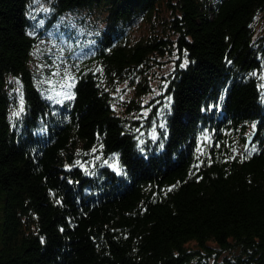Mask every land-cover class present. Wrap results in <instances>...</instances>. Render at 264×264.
<instances>
[{
	"label": "trees",
	"instance_id": "1",
	"mask_svg": "<svg viewBox=\"0 0 264 264\" xmlns=\"http://www.w3.org/2000/svg\"><path fill=\"white\" fill-rule=\"evenodd\" d=\"M38 1L0 0V264H264V0Z\"/></svg>",
	"mask_w": 264,
	"mask_h": 264
},
{
	"label": "rangeland",
	"instance_id": "2",
	"mask_svg": "<svg viewBox=\"0 0 264 264\" xmlns=\"http://www.w3.org/2000/svg\"><path fill=\"white\" fill-rule=\"evenodd\" d=\"M44 4V0H41L40 2L38 1V8L45 7L46 5ZM38 8H36V10ZM63 19L67 20V24L70 25V28L73 27L77 30V33L79 34L78 37L82 36L85 33L87 34V36L95 35L97 33V30L102 29L104 26V23L100 17L96 15H89L84 11L66 13L63 15V18H61V20ZM136 33L138 34V30L136 31ZM52 39V37L49 38L48 44H50ZM48 44H43L36 54L38 62H40V64L42 60L44 61V59H42L43 54H40V51L44 49L45 51L49 52L50 50ZM60 54L61 50H56L54 52L51 63L52 67L49 68L51 73L49 76H47L45 71L43 72V67L39 63L36 62L35 65L37 67V71L39 72L40 82L44 86V93L47 97H50L52 99H61L67 97L71 82L70 79H67V76H69L70 74H66L67 76L63 74L68 71V68H62L59 66ZM45 66L49 67V64H45ZM59 70L61 71L62 75H59L58 78L55 73H59ZM10 80L16 85V87L19 86L17 78L10 77Z\"/></svg>",
	"mask_w": 264,
	"mask_h": 264
},
{
	"label": "water",
	"instance_id": "3",
	"mask_svg": "<svg viewBox=\"0 0 264 264\" xmlns=\"http://www.w3.org/2000/svg\"><path fill=\"white\" fill-rule=\"evenodd\" d=\"M251 140V137L248 139V141Z\"/></svg>",
	"mask_w": 264,
	"mask_h": 264
},
{
	"label": "snow or ice",
	"instance_id": "4",
	"mask_svg": "<svg viewBox=\"0 0 264 264\" xmlns=\"http://www.w3.org/2000/svg\"><path fill=\"white\" fill-rule=\"evenodd\" d=\"M253 150H255V149H253Z\"/></svg>",
	"mask_w": 264,
	"mask_h": 264
}]
</instances>
